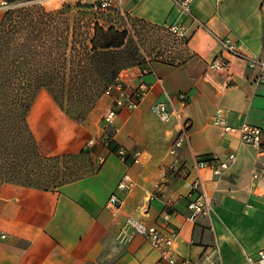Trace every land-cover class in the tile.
<instances>
[{
  "label": "crops",
  "instance_id": "obj_1",
  "mask_svg": "<svg viewBox=\"0 0 264 264\" xmlns=\"http://www.w3.org/2000/svg\"><path fill=\"white\" fill-rule=\"evenodd\" d=\"M43 1L49 11L82 5L102 12L98 0ZM120 1L134 34L141 28L170 33L176 26L185 42L177 41L171 52L158 48L162 57L144 53L148 66L131 70L136 89L144 86L146 96L136 110L121 111L109 128L102 118L110 97L104 96L84 122L68 117L53 99L35 102L28 122L41 153L52 158L86 151L90 169L47 191L0 186V264H165L160 252L128 227L129 217L175 235L176 252L193 264H248L249 256L264 250V177H252L264 157L242 146L239 136H223L212 118L221 107L230 126L248 123L264 130V82H257L264 72L234 60L223 93L204 76L227 37L244 54L264 61L263 0H192L191 17L177 0ZM179 94L189 99L182 121L190 124L191 143L172 154L180 121L163 123L152 108ZM137 154L141 158L135 162ZM232 154L236 164L221 177L211 169L197 171L200 161L217 166ZM175 163L183 171L168 173ZM198 175L213 209L192 222L191 186ZM124 176L134 182L129 190L118 189ZM113 195L119 210L109 206Z\"/></svg>",
  "mask_w": 264,
  "mask_h": 264
},
{
  "label": "trees",
  "instance_id": "obj_2",
  "mask_svg": "<svg viewBox=\"0 0 264 264\" xmlns=\"http://www.w3.org/2000/svg\"><path fill=\"white\" fill-rule=\"evenodd\" d=\"M5 1L13 5L22 0ZM64 12L11 9L0 22V186L47 191L79 179L90 169L86 151L52 158L41 153L28 122L40 90L46 89L68 117L84 122L122 69L140 64L141 59V64L146 62L139 40L145 28L131 35L118 27L127 26L123 17L107 13L118 26L97 22L84 30L65 19ZM164 33L171 38L168 30ZM162 44V40L156 43L151 58L165 55L155 54ZM71 162L80 166L70 167Z\"/></svg>",
  "mask_w": 264,
  "mask_h": 264
},
{
  "label": "built area",
  "instance_id": "obj_3",
  "mask_svg": "<svg viewBox=\"0 0 264 264\" xmlns=\"http://www.w3.org/2000/svg\"><path fill=\"white\" fill-rule=\"evenodd\" d=\"M192 0H177L176 4L180 10L190 17L192 16L191 5ZM8 3L5 0H0V9H7ZM97 9L105 13H114L124 18L127 28L133 35L134 31L130 26L127 16L124 14L120 0H98ZM261 10L264 16V0L261 5ZM169 32L175 37L177 41L184 39L183 30L179 27L169 28ZM221 49L219 55L210 62L205 73V80L215 87L220 93L227 89V84L224 79L229 77L233 70L234 60L245 62L251 69H259L264 72V61L259 58L244 54L238 43L231 37H227L220 41ZM146 61V66H148ZM147 68V67H146ZM146 70V73L150 68ZM260 84L264 82V76L257 79ZM135 78L131 68L122 69L115 82L105 91L104 96L113 99L111 107L104 114L102 121L105 128L111 127L119 116V113L124 110H136L141 101L146 96V90L142 86L136 89ZM188 96L179 94L175 97L168 96L166 101L156 104L153 107L154 114L163 123L170 122L173 118L180 121V132L174 141L171 153L175 154L178 150L184 148L191 143V127L188 121L183 120L182 117L185 109L189 104ZM212 124L221 130L223 136L237 135L240 137L241 145L251 147L257 151L259 156L264 157V130L260 127L243 123L239 127H232L229 125L225 110L218 107L213 115ZM94 142L91 141L89 145ZM123 155V154H122ZM137 154L136 157H140ZM237 161V154L229 156L227 161H221L217 166H213L209 161H200L197 163V171L211 169L214 176L221 177L228 172ZM183 171L176 163L169 169L168 173H178ZM180 171V172H181ZM253 180H259L264 177V164L260 167H255ZM134 186V182L130 176H124L118 185L119 190H129ZM194 199L190 202L189 219L194 222L203 216H209L213 209L212 200L207 195L204 183L201 176H197L191 186ZM110 208L119 210L118 198L113 195L109 202ZM128 227L136 234L144 237L157 251L161 254V260L165 264H193L187 259L181 258L176 252V236H169L153 226H147L132 217L128 218ZM248 264H264V250L258 252L255 256L247 258Z\"/></svg>",
  "mask_w": 264,
  "mask_h": 264
},
{
  "label": "rangeland",
  "instance_id": "obj_4",
  "mask_svg": "<svg viewBox=\"0 0 264 264\" xmlns=\"http://www.w3.org/2000/svg\"><path fill=\"white\" fill-rule=\"evenodd\" d=\"M43 3H44L43 0H22V1L17 2L16 4L9 5L7 9H0V15L2 13L5 14L7 11H9L11 9H20V8H30V9H34V10L39 9V10H44V11L50 12V13L58 12V11L64 12V10H65V12H64V13H66L65 19L70 21L72 24L78 25L81 29L84 28V30L87 27L94 28L93 24L95 23L96 20H99V22L102 23L103 25H105L106 27L110 26V23H111L110 22L111 19L108 20V18L106 16L107 13L92 12V9L79 10L78 8L75 7V5L74 6L73 5H65L64 7H62L61 9H59L57 11H49L47 9L46 5H44ZM66 6H70L71 9L66 10ZM112 23H114V21ZM116 25L118 26V23ZM118 27L121 28V30H124V28L128 29L125 25L124 26H118ZM142 33L143 34L141 37H139V40H140V44H141V49H142V51H144V52L141 51V53H143V54L145 53L148 56H150L151 51L153 50V48H155L156 43L160 40H162V43H163L162 46L160 47V49H162L166 52L174 51V49L176 47L173 39L167 37V35L165 33L157 32V31H154L150 28L144 29L142 31ZM141 62H142V59L140 60V64H139V62L138 63L136 62L134 64L129 65L128 67L141 68L143 65V63L141 64ZM46 98L53 99L52 96L50 95V93L46 89L40 90L36 95V98L34 100L33 105L35 104V102L38 99H46ZM152 112L154 114L153 108H152ZM173 145H174V143H173ZM173 145H172V148H173ZM172 148H171V150H172ZM139 158H141V157H139ZM139 158L135 156L133 161L137 162ZM69 166L76 168V167H79L80 164H77L76 162H71L69 164Z\"/></svg>",
  "mask_w": 264,
  "mask_h": 264
}]
</instances>
